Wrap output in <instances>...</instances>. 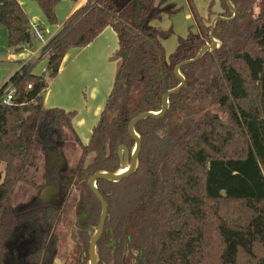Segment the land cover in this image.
<instances>
[{
  "label": "trees",
  "instance_id": "trees-1",
  "mask_svg": "<svg viewBox=\"0 0 264 264\" xmlns=\"http://www.w3.org/2000/svg\"><path fill=\"white\" fill-rule=\"evenodd\" d=\"M31 1L49 26L58 24L55 7L61 0ZM154 1L86 0L43 47L45 75H33L34 63L28 62L0 89V264L19 223L13 198L25 183L35 151L64 140L67 132L84 153L96 154L92 171L100 169L106 139L109 157L119 144L130 143L126 123L158 111L165 91L178 85L175 66L209 43V26L193 1L186 0L197 34L179 39L165 59L161 42L168 32L150 23L172 10ZM229 1L236 17L216 23L213 37L219 48L181 67L185 85L170 95L163 119L135 126L142 142L139 160L150 161L155 169L160 165L165 175L152 211L154 264H264V0ZM136 3L141 5L140 25L133 23ZM219 6L217 16H232L225 0ZM29 24L17 0H0V26L15 53L31 47ZM106 28L118 39L111 58L117 72L101 118L88 144L81 146L72 129L75 112L45 108L42 97L66 53L88 46ZM11 91L12 100L5 104ZM209 106L215 111H205ZM179 112L195 119L170 134Z\"/></svg>",
  "mask_w": 264,
  "mask_h": 264
},
{
  "label": "flooded vegetation",
  "instance_id": "flooded-vegetation-1",
  "mask_svg": "<svg viewBox=\"0 0 264 264\" xmlns=\"http://www.w3.org/2000/svg\"><path fill=\"white\" fill-rule=\"evenodd\" d=\"M170 34L168 32L161 42L165 59L174 53L179 39L185 40L189 35H196L197 30L194 27L185 38H178L174 51L167 55L163 44ZM206 45H210V39ZM155 51L162 68V58L156 48ZM192 117L195 116L177 113L175 127L167 131L174 134L182 130L192 122ZM123 122L126 123V118ZM129 122L126 123L127 129ZM161 133L160 130L157 132L159 136ZM129 139L130 143L119 144L112 157H109L107 138L105 164L95 171L92 170L97 163L96 154L84 153L74 141L72 146L79 147L80 154L73 162L67 152L69 146L64 140L46 147L44 151L39 149V159L33 162L34 174L29 179L26 177L23 183L28 188L26 198L19 204H14L13 200L19 223L4 246L2 264H154L151 221L156 190L165 182L161 166L155 169L150 161L139 160L140 150L137 166L129 176L116 183L96 180L95 189L106 204L105 213L89 186V180L95 174L114 173L121 168L125 156L122 149L119 151L121 147L128 151L125 167L126 170L130 169L134 142ZM79 144L86 146L88 142L86 145Z\"/></svg>",
  "mask_w": 264,
  "mask_h": 264
},
{
  "label": "crops",
  "instance_id": "crops-1",
  "mask_svg": "<svg viewBox=\"0 0 264 264\" xmlns=\"http://www.w3.org/2000/svg\"><path fill=\"white\" fill-rule=\"evenodd\" d=\"M192 1L199 15L205 18L211 0ZM17 2L27 15L29 22L38 26L42 38L32 37L31 47L19 53L9 49L11 52L8 53L7 59L19 63V66L11 70V73L17 72L22 65L32 62L34 63L32 74L45 75L47 60L41 56L43 47L57 34L63 23L85 4V1L61 0L55 7L58 22L55 26L47 24L40 7L35 2L31 0H17ZM160 4L164 7L171 6L172 11L163 13L159 20L151 22V26L170 32L168 39L173 38L177 42L178 38H183L177 33L178 29L184 35L194 28L189 6L186 0H155V5ZM219 7V0H214L211 11L216 12ZM33 40H37V43ZM117 48L116 34L111 28H106L88 46L69 50L61 62L57 77L47 83L43 93L42 100L45 108L75 112L72 122L73 134L83 145L87 144L93 128L97 125L113 88L117 63L111 58Z\"/></svg>",
  "mask_w": 264,
  "mask_h": 264
},
{
  "label": "water",
  "instance_id": "water-1",
  "mask_svg": "<svg viewBox=\"0 0 264 264\" xmlns=\"http://www.w3.org/2000/svg\"><path fill=\"white\" fill-rule=\"evenodd\" d=\"M225 1H226L228 8L232 12V16L230 18H222L220 16L214 17L210 22V30H209L210 45L204 46L193 59L184 61L175 67L174 73H175L177 80L179 81V85L174 89L165 91L164 96L162 97L160 110L157 112L142 113V114L138 115L137 117L133 118L129 122L128 129H127L128 135L134 142V147H133V150L131 152L132 160H131L130 169L126 170V167H125V163H126L127 156H128V151L124 147H121L119 149V151L122 149L124 154H125L124 161L121 162V169H119L118 171H116L114 173L100 172V173H97L90 178V180H89L90 189L92 190V192L94 193L96 198L101 202V204L103 206V213H105L106 204L102 200L101 196L98 194L97 190L95 189V181L96 180H105V181H108L111 183H116V182H119L120 180L126 178L127 176H129L130 173L134 172V170L137 166V157H138V154L140 153V150H141V140H140L139 135L134 130L135 125L137 123L144 121V120H147V119L159 120V119L163 118L164 115L166 114L168 108H169V100H168L169 96L172 94H175L184 86L185 81H184V78L179 71L180 68L182 66H186V65H190V64H194V63L198 62L204 56V54L206 52L211 51V50H215L220 46V43L217 42L213 38V32H214V28H215L216 23L218 21L231 22L236 17V11H235L234 7L231 5L230 1L229 0H225ZM95 6H97V5H95ZM140 10H141V5L136 3L135 10L133 13V23L135 25L141 24V20L139 19ZM126 27L130 28L127 25H126ZM120 158H121V156H120Z\"/></svg>",
  "mask_w": 264,
  "mask_h": 264
},
{
  "label": "rangeland",
  "instance_id": "rangeland-1",
  "mask_svg": "<svg viewBox=\"0 0 264 264\" xmlns=\"http://www.w3.org/2000/svg\"><path fill=\"white\" fill-rule=\"evenodd\" d=\"M207 1H210V0H207ZM215 5H217V4H215ZM257 11L258 10L255 8L254 9L255 15H257ZM220 12H221L220 7L216 12H212L211 14L214 16L212 18H210L209 22L207 21V19H209V16L208 17L206 16L204 18L205 24L210 27L211 20L217 16L216 14H218ZM192 32L194 33L195 31L193 30ZM177 33L180 34V36H182L183 38H185L188 35V33H184V35H183V33L179 29L177 30ZM36 41L37 40H33L34 43H37ZM164 44H165L164 46H165L166 54L168 55L174 51V48L176 47L177 42L175 41V39L171 38V39H168L166 42H164ZM10 52L11 51L9 50L8 45H7L6 31L4 28H2L0 26V89L9 81V79L16 72L15 71L14 73H11L12 72L11 70H13L14 68H17V66H19V63H17V62L15 63V61H10L9 59H7L8 53H10ZM9 90H10V87H9L8 91ZM205 111H212L213 112V111H215V109L212 106H209L207 109H205ZM205 111H203V112H205ZM198 115H199V113H198ZM192 119L194 120L195 118L194 117L190 118L191 121H192ZM63 139L69 146V149L67 150V152H68V155H70L69 158L71 159V162H73L79 156L80 149H79V147L74 148L72 146L73 136L70 133L64 132ZM39 156H40L39 150L35 151L34 157L32 159V163H31V165L27 171V176H26L27 179H29L31 176H33V174H34L33 162H36L39 159L38 158ZM119 169H121V168H119ZM26 190H28V188L25 187L24 184H20L18 186V188L15 192L14 198H13L14 204H19V203L23 202V200L26 198V193H27Z\"/></svg>",
  "mask_w": 264,
  "mask_h": 264
},
{
  "label": "built area",
  "instance_id": "built-area-1",
  "mask_svg": "<svg viewBox=\"0 0 264 264\" xmlns=\"http://www.w3.org/2000/svg\"><path fill=\"white\" fill-rule=\"evenodd\" d=\"M83 1H86V0H83ZM29 26H30V32L32 33V37H34L35 39H41L42 38V33H41L40 29L38 28V26L36 24H33V23H30ZM28 89H30V86H28ZM12 93L13 92L11 91L3 99V102L5 104H9L11 102Z\"/></svg>",
  "mask_w": 264,
  "mask_h": 264
}]
</instances>
